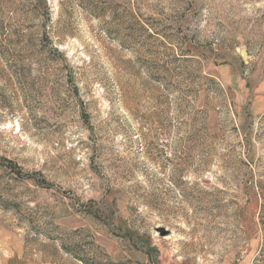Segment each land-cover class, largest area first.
Segmentation results:
<instances>
[{"label": "rangeland", "instance_id": "374dc122", "mask_svg": "<svg viewBox=\"0 0 264 264\" xmlns=\"http://www.w3.org/2000/svg\"><path fill=\"white\" fill-rule=\"evenodd\" d=\"M260 181L264 0H0V264H264Z\"/></svg>", "mask_w": 264, "mask_h": 264}, {"label": "trees", "instance_id": "16d2710c", "mask_svg": "<svg viewBox=\"0 0 264 264\" xmlns=\"http://www.w3.org/2000/svg\"><path fill=\"white\" fill-rule=\"evenodd\" d=\"M260 186H261V190H262V196L264 197V189H263V182L262 181H260ZM112 210H110V211H107L109 214H106V217H108V218H110V216L112 217V216H115V213L112 211ZM79 254V253H78ZM80 256H82L81 254H80ZM81 260L85 263V264H93V263H91V262H89V261H86V259H85V257H81ZM99 264V263H98Z\"/></svg>", "mask_w": 264, "mask_h": 264}, {"label": "water", "instance_id": "95a60500", "mask_svg": "<svg viewBox=\"0 0 264 264\" xmlns=\"http://www.w3.org/2000/svg\"><path fill=\"white\" fill-rule=\"evenodd\" d=\"M242 57L245 58L246 57V52L242 53Z\"/></svg>", "mask_w": 264, "mask_h": 264}]
</instances>
